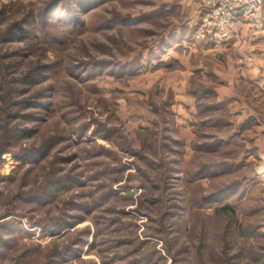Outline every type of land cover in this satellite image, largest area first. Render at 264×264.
<instances>
[{
	"label": "rangeland",
	"instance_id": "rangeland-1",
	"mask_svg": "<svg viewBox=\"0 0 264 264\" xmlns=\"http://www.w3.org/2000/svg\"><path fill=\"white\" fill-rule=\"evenodd\" d=\"M205 15L0 0V264H264V92Z\"/></svg>",
	"mask_w": 264,
	"mask_h": 264
},
{
	"label": "built area",
	"instance_id": "built-area-1",
	"mask_svg": "<svg viewBox=\"0 0 264 264\" xmlns=\"http://www.w3.org/2000/svg\"><path fill=\"white\" fill-rule=\"evenodd\" d=\"M206 11L207 25L227 30L234 23L246 22L248 27L264 31V3L262 0H189ZM226 34V33H224Z\"/></svg>",
	"mask_w": 264,
	"mask_h": 264
},
{
	"label": "crops",
	"instance_id": "crops-1",
	"mask_svg": "<svg viewBox=\"0 0 264 264\" xmlns=\"http://www.w3.org/2000/svg\"><path fill=\"white\" fill-rule=\"evenodd\" d=\"M227 32L231 38L229 41H225L221 44L229 46L235 42L236 48L241 50V65H239V70L242 71L240 73L241 77L238 80V84L240 85L242 82L247 84L252 81L264 92V65L261 62L262 58H264V55H261V53L264 52H260L259 50L261 47L264 49V34L251 30L249 31L242 23L234 24V26L227 29ZM227 87H231V84H227ZM224 90L229 91L227 89ZM227 100L232 101L233 97L230 96ZM246 113L249 118L252 117V115L257 116V114H249V112ZM242 114L243 112L240 113V115ZM263 129L264 126H262V130L260 131L264 132Z\"/></svg>",
	"mask_w": 264,
	"mask_h": 264
},
{
	"label": "trees",
	"instance_id": "trees-1",
	"mask_svg": "<svg viewBox=\"0 0 264 264\" xmlns=\"http://www.w3.org/2000/svg\"><path fill=\"white\" fill-rule=\"evenodd\" d=\"M54 6H55V4H54ZM94 6V5H93ZM92 7V6H91ZM55 9H54V7H53V10L52 11H54ZM19 36H20V38L21 39H24V38H26V36H25V34H26V30L25 29H23V28H21L20 30H19Z\"/></svg>",
	"mask_w": 264,
	"mask_h": 264
}]
</instances>
